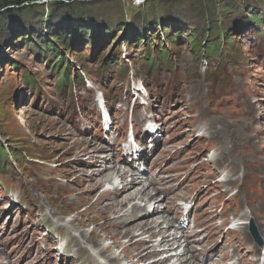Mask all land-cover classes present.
<instances>
[{
  "label": "rangeland",
  "instance_id": "374dc122",
  "mask_svg": "<svg viewBox=\"0 0 264 264\" xmlns=\"http://www.w3.org/2000/svg\"><path fill=\"white\" fill-rule=\"evenodd\" d=\"M60 1L68 4L75 0ZM94 1L100 0H80L84 4ZM136 1L132 0L135 6H139L141 2ZM178 1L180 0H170L169 3L172 4L166 9H172V13L177 11L182 16V22H184L183 16L187 18L189 14L191 17L190 22H192L191 26H194L200 32L202 27V12H200V9L196 11L191 4L184 2L177 4ZM232 1L238 3L241 0ZM47 2V0L45 2L37 0L32 4L41 5ZM1 4H3L2 1H0ZM27 5V3L23 4V6ZM256 6H261V11H264V4L259 5V1H257ZM234 18V14L228 18V24L226 30H224L226 33L221 40V47L225 45L227 38L229 50L235 44L238 52L243 51L248 55H254L253 50L259 45V39L251 33L260 29L246 31L247 29L243 28L241 31L238 28L239 26L234 23ZM186 28V25L175 27L182 39L187 36ZM101 40L100 37L98 41L96 40L99 44V60L109 51L110 45L119 46L116 37H109L103 42H100ZM130 41V53L132 54L135 50L140 49V46L135 41ZM187 41L182 45V51H178L180 56L172 54L169 60L165 59L163 62L147 65L145 71L150 74V77L143 81V85L145 87L149 86L151 90L149 96L138 94L137 99L142 105L138 108L135 106L132 113L131 107L129 110V104H132L135 97L130 91L129 93L122 92L120 95V88L123 85L121 84L122 81L118 83V71H116L117 73L113 72L111 66L100 69L99 72L92 69V66L99 64L85 60L90 56V45L70 50L71 55L74 53L73 56L75 57L72 62L75 59L80 60L83 69L85 68L84 65L88 66L91 68L92 76L98 79L96 84L88 80V84L84 83L83 87L75 85L76 98L83 100L84 108L71 122L65 119L64 116L50 115L53 113L52 103L60 102L59 93L56 92V80L59 75L52 74L44 66V63L34 60L22 41L12 42V46L7 45L0 51V60H4L0 64V110L3 114L0 115V122H2L0 131L4 134L10 129V133L14 136H28L31 143L27 147L20 146L19 148L17 145H12V147L17 151L21 149L23 152L21 156L26 160H33L37 163L44 162L42 167L47 166L52 169L56 182L48 190L44 187L42 193L36 192L30 185H27L25 190L29 193L32 202L28 200L25 191L21 189L18 191L17 188L13 189L10 188L9 184H5L8 189L15 190L18 196L15 195L17 205H11L0 193V264H75L77 257L81 258L84 264H94L88 253L73 242L69 244L73 255V258L69 261L64 259L59 261L56 254H53L55 258L48 255V253H54L55 248L52 235L41 234V232H46L45 228H49L50 232H57L58 236L64 234L61 237L67 238L70 237L67 234L69 230L84 232L85 237H88V232L91 230L106 238H109L108 234L117 238L122 236L124 232H133L135 228L139 227L143 231L154 232V229H150L152 224L149 223L148 217L146 219H136V215H134L135 208L128 205L129 200L136 193L135 188L137 186L123 189L119 193H104L102 187L107 184V178L105 177L109 179L114 172L120 169L118 164L111 158V146L124 138L129 125H134V134L138 136L139 131L135 122L140 127L149 117V114H152L154 118L159 122H163L166 126L168 123L163 118V110L172 103L177 104V107H181L179 106L183 101L180 99L181 97L190 98L191 106L195 108L194 113L197 114L199 121L207 128V132L217 133V137L208 142L207 145H204V142L201 141L196 142L188 150L187 155L193 156L207 148V151L213 149L216 157L209 163L207 168L198 169L197 174L195 172L183 181H179L178 178L187 166L165 168L160 172L164 177L156 179V181L153 180L150 187L159 188L162 192L169 191L171 196L178 197L183 192L191 196L198 188L199 182L204 178H208L207 173L199 175L198 171L204 172L207 169L210 172L211 166L218 165L219 159L228 156L230 158L228 166L233 171L230 174L235 176L240 173L243 174L242 180L227 184L230 189L234 188L237 191V206L228 211L226 217L223 215L224 210L219 211L222 200L215 193L217 189H221V185L216 187L210 185L211 190L208 193L206 192L209 188H206L205 191L198 194L197 199H203L209 193L212 194V198L207 204L202 205L200 212L196 210L195 214L192 215V219L195 221L197 228L204 230L202 235H207L202 240L207 245L205 250L213 248L215 254L221 251L220 260L215 259L212 254H207L206 251H201L198 256L202 257L201 264H206V260L213 261L212 264H259L261 255L251 240V235H248L247 227L236 233L227 232L223 235L222 231L224 229L219 226L220 222L218 220L223 218L228 223L242 224L251 219L252 222H255L259 233L264 239V168L261 166L264 162V112L256 106V103H249L248 97L244 98L243 81L239 77L233 78L235 88L232 93V86L228 83L225 84L226 86L223 89V81H220L217 86H213L210 80L211 77L206 76L208 70L204 71V61L196 62L195 56L190 51V48H192L191 41ZM115 59L119 61L117 56H115ZM8 60H12L13 63L20 61L24 65L23 69L25 71L28 70L33 76L35 75L36 80L39 81V92H41L39 101L45 105L50 114H46L42 108L36 110L31 108L27 90H21L18 86L17 72L20 71H14L15 69H11V66L6 65ZM74 64L76 68H80L78 64ZM138 65L139 63L136 64V66ZM178 67L184 72L185 78L180 87L174 90V97L177 99L171 101L168 105H164L166 98L163 99L162 103L151 100V95L169 89V78L166 75H169V71L173 72ZM117 68L119 70L118 65ZM159 68L162 69L159 70ZM143 70L144 64L142 63L141 72L145 73ZM157 71H161L162 77L156 76ZM253 72L257 73L256 70ZM122 75L125 76L123 82L127 81L126 74ZM171 83L173 87L176 86V82ZM214 90H221L219 97L223 103L233 99V105L224 109L207 106L205 103L206 94ZM100 92L110 94L109 105L112 106L113 112L109 117L111 124L115 126V131L109 135H103L102 133L99 111L97 110L99 117L95 114L94 99ZM165 92L163 91L160 95L166 97L168 92L166 94ZM19 93L21 96L17 99ZM127 104L128 108H125ZM218 104L219 99L213 103V106L217 107ZM103 114L105 115V112ZM193 126H186L191 133L196 132ZM167 133H170L169 128ZM159 149L160 147L155 153H158ZM203 158L205 159L204 156ZM198 162H200V159H198ZM261 169L263 172H260ZM113 179L117 180V178ZM253 179L258 180V183L254 184L255 190L250 185ZM257 180H254V182ZM16 186L15 183L14 187ZM222 187L224 191V186ZM60 191H62L61 194L58 193ZM61 195H64L62 204L69 205L70 208L65 209L62 206L65 212L58 213L56 209L47 205V201L49 198L59 199ZM56 202L58 203V201ZM235 203V199H232L229 206H234ZM229 206H227V209ZM27 208H31L35 214L31 223L25 219ZM50 216L52 217L50 218ZM178 228L180 229V227ZM95 233L91 235L93 238L91 240L92 244L102 246L95 239ZM42 237L49 250L48 253L43 255L36 249H42L40 246V243L43 242ZM139 247L143 250L140 245L138 249ZM116 249L112 248V251L114 252ZM25 250L32 252L25 255Z\"/></svg>",
  "mask_w": 264,
  "mask_h": 264
},
{
  "label": "trees",
  "instance_id": "16d2710c",
  "mask_svg": "<svg viewBox=\"0 0 264 264\" xmlns=\"http://www.w3.org/2000/svg\"><path fill=\"white\" fill-rule=\"evenodd\" d=\"M0 1L3 2L0 5V51L7 45L12 46V42H24V47L29 50V54L34 60L44 63V66L52 74L59 75L56 80V92L59 93L60 102L52 103L53 113L50 114L45 105L39 101L41 92H39V81L36 80L35 75L33 76L28 70L25 71L24 65L20 61L13 63L12 60H8L6 65L11 66V69H15L14 71H20L17 72L19 89L27 90L29 105L33 110L42 108L46 114H60L69 122L73 121L77 115L75 110L77 105L71 86L76 82L82 84L81 75L83 72L92 76L91 68L84 65L83 69L80 60L75 59L73 62L80 66L82 74L74 69L71 61L75 57L74 53L71 55L70 50L78 47L90 45V56L85 60L99 64L92 66L96 72L111 66V64L114 67L118 65V83L122 81L123 86L128 83V65L127 62L120 59L119 48L121 47L128 50L127 60L134 68L135 76L144 81L150 77V74L145 71L148 64L169 60L172 54H178L184 42L190 40L192 53L198 54V58L205 54L211 62L217 61V66L209 67L206 76L211 77V82L217 83V85L223 81V89L227 82L232 86L233 78L236 76H241L244 80L253 79V71H259L261 62L264 61V11H261V6H256L257 1H259V5H263L264 0H238V3L232 0L178 1L177 4L182 2L191 4L196 11L200 9L202 12L200 32L191 26L189 14L187 18L183 16L184 22H182V16L177 11L172 13V9H166L172 4L169 3L170 0H145L139 6H135L132 0L125 2L123 0H100L87 4L80 0L68 4L60 0H47V3L41 5L32 4L37 0ZM24 3L28 5L23 6ZM233 14L235 15L234 23L239 26L241 31L243 28H246V31L260 29L251 33L259 39V45L253 50L255 55L253 58L243 51L238 52L235 44L229 50L227 38L225 45L221 47L228 18ZM180 25L187 26V36L184 39L175 30V27ZM117 33L118 35L122 34L121 39L117 37ZM99 37L102 38L100 42L109 37H116L117 44H119L116 47L109 44V51L100 60L97 42ZM104 37L106 38L104 39ZM130 40L140 46V49L135 50L132 54L130 53ZM203 42H205L204 46H202ZM114 55L119 58V61L115 59ZM67 56L71 61L67 59ZM3 62L4 60H0V64ZM137 63H139L138 66H136ZM142 63L145 73L141 72ZM161 69L159 68V70ZM168 73L170 76L169 85L172 84V81L176 83L179 81L180 77L177 72L169 71ZM122 74H126L127 81L123 82L125 76ZM156 76L162 77L161 71H157ZM146 87L149 89V86ZM174 87L171 85L170 90ZM19 94L17 99L21 96ZM151 96L155 98L156 95ZM208 96L211 101L213 97L217 98L214 94ZM104 97L108 102V94H105ZM62 99L68 108L61 107ZM50 102L52 101L50 100ZM69 108H72L73 111H70ZM0 115H3L2 110H0ZM29 143L31 141L28 136H14L10 133V129L4 134L0 131V180L7 177L11 186L20 183L21 186L18 188L25 192L26 188H24L23 182L35 179L34 184L37 183L39 175L43 172V165L37 164L33 160H26L21 156L23 154L21 149L17 151L12 145H17L20 148V146L27 147ZM44 180L49 181V177L45 176ZM26 196L30 200L28 192H26ZM32 213L29 216L30 220L34 217Z\"/></svg>",
  "mask_w": 264,
  "mask_h": 264
},
{
  "label": "clouds",
  "instance_id": "9594fccd",
  "mask_svg": "<svg viewBox=\"0 0 264 264\" xmlns=\"http://www.w3.org/2000/svg\"><path fill=\"white\" fill-rule=\"evenodd\" d=\"M184 44V43H183ZM182 47V46H181ZM180 49V48H179ZM120 50H121V48H120ZM182 51V48L179 50V52H181ZM190 51H192V48H190ZM178 52V53H179ZM202 56H203V58L204 59H208L206 56H205V54H202ZM7 180V182H5ZM25 182V181H24ZM24 182H23V184H24ZM5 184H9L8 183V178H6V179H4V180H0V193L2 194V195H4V197H5V200L7 201V202H9L10 204H11V202L8 200V197L6 196V193H5V190H4V188H7V186L5 185ZM19 185H21V184H19ZM4 187V188H3ZM10 188H12L11 186H10ZM8 189V188H7ZM24 257V256H23Z\"/></svg>",
  "mask_w": 264,
  "mask_h": 264
},
{
  "label": "bare ground",
  "instance_id": "6f19581e",
  "mask_svg": "<svg viewBox=\"0 0 264 264\" xmlns=\"http://www.w3.org/2000/svg\"><path fill=\"white\" fill-rule=\"evenodd\" d=\"M101 103V102H100ZM102 107V106H101ZM102 112L104 113V109H103V107H102ZM235 136V135H234ZM241 165V164H240ZM105 178H107V180H108V177H105ZM110 178V177H109ZM114 178H117L116 176L114 177ZM92 180V179H91ZM112 180H115V179H112ZM115 181H117V180H115ZM110 185V184H109ZM98 186V185H97ZM130 194V193H129ZM131 197V196H130ZM147 221V220H146ZM126 223V222H125ZM144 224L146 223V222H143ZM145 227V226H144ZM170 231H172V228L170 229ZM169 232V231H168ZM171 235H168V237H170ZM200 247H201V249L203 250V249H205V247H206V245H205V242H202L200 245H199ZM209 252H210V254H214L215 255V258H219V255H220V253H221V251L218 253V254H215V251H214V249L212 248L211 250H209Z\"/></svg>",
  "mask_w": 264,
  "mask_h": 264
},
{
  "label": "water",
  "instance_id": "95a60500",
  "mask_svg": "<svg viewBox=\"0 0 264 264\" xmlns=\"http://www.w3.org/2000/svg\"><path fill=\"white\" fill-rule=\"evenodd\" d=\"M143 1H144V0H142V1H141V0H137L136 2H143ZM9 8H10V7H9ZM251 228H252V230H253L252 232H255V228H254L253 226H252ZM250 234L253 235V233H250ZM258 244H259V243H258Z\"/></svg>",
  "mask_w": 264,
  "mask_h": 264
}]
</instances>
